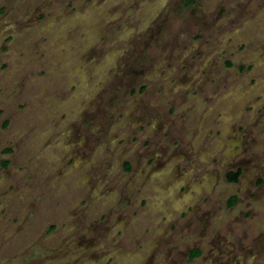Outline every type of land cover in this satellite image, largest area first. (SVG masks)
Wrapping results in <instances>:
<instances>
[{"label":"rangeland","instance_id":"1","mask_svg":"<svg viewBox=\"0 0 264 264\" xmlns=\"http://www.w3.org/2000/svg\"><path fill=\"white\" fill-rule=\"evenodd\" d=\"M0 264H264V0H0Z\"/></svg>","mask_w":264,"mask_h":264},{"label":"trees","instance_id":"2","mask_svg":"<svg viewBox=\"0 0 264 264\" xmlns=\"http://www.w3.org/2000/svg\"><path fill=\"white\" fill-rule=\"evenodd\" d=\"M196 0H188V2L189 3H194ZM8 123H6V125H7ZM8 165V162H3L2 163V166H4V167H6ZM239 174H240V172L238 171V172H236V173H233V174H230L229 175V177H228V180L230 181V182H236L237 181V178H238V176H239ZM235 202V199L233 198L232 199V203H234ZM198 252H195L194 253V256L197 254Z\"/></svg>","mask_w":264,"mask_h":264},{"label":"flooded vegetation","instance_id":"3","mask_svg":"<svg viewBox=\"0 0 264 264\" xmlns=\"http://www.w3.org/2000/svg\"><path fill=\"white\" fill-rule=\"evenodd\" d=\"M195 189L197 190L198 189V184L195 186ZM189 192H192V191H189ZM181 204V203H180Z\"/></svg>","mask_w":264,"mask_h":264}]
</instances>
